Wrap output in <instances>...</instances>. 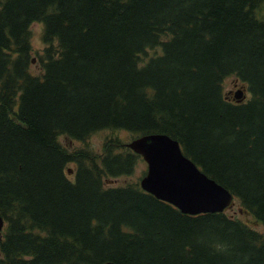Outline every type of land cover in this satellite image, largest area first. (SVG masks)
<instances>
[{
	"label": "trees",
	"instance_id": "1",
	"mask_svg": "<svg viewBox=\"0 0 264 264\" xmlns=\"http://www.w3.org/2000/svg\"><path fill=\"white\" fill-rule=\"evenodd\" d=\"M103 129L177 140L264 226V0H0V264H264L241 219L106 183L142 159L118 136L59 141Z\"/></svg>",
	"mask_w": 264,
	"mask_h": 264
},
{
	"label": "water",
	"instance_id": "2",
	"mask_svg": "<svg viewBox=\"0 0 264 264\" xmlns=\"http://www.w3.org/2000/svg\"><path fill=\"white\" fill-rule=\"evenodd\" d=\"M234 99L241 101L238 88ZM126 146L141 155L147 168L139 185L144 191L166 201L182 213L196 215L222 212L232 201V194L208 177L180 148L177 140L163 133H151L131 139ZM4 220L0 215V234ZM104 264H116L108 261Z\"/></svg>",
	"mask_w": 264,
	"mask_h": 264
},
{
	"label": "rangeland",
	"instance_id": "3",
	"mask_svg": "<svg viewBox=\"0 0 264 264\" xmlns=\"http://www.w3.org/2000/svg\"><path fill=\"white\" fill-rule=\"evenodd\" d=\"M31 29V63H30V69L33 73H39L41 70V65L39 62V53L41 52V49L43 47V43L41 41V34H42V23H31L30 25ZM154 53V50H149L148 55H152ZM147 57H144V59ZM245 87L240 81H237L234 77L228 76L223 81V93L226 95V93L230 92L233 93L237 88ZM247 95V92H245ZM230 99V98H229ZM110 136H118L123 142H129L133 137L130 133L124 130H110V129H103L99 130L95 133H93L89 138L86 139V141H78L75 139H70L64 135L59 136V141L63 146H65L67 149H74V148H81V147H88L92 149L93 151H100L101 143L104 138L110 137ZM75 168L74 163H68L66 166V172L69 174V178L73 179L74 176L72 175V172ZM146 170V163L142 159H140L132 174L130 175H122L117 178H112L106 181L109 185H123L129 182H134L138 180L143 172ZM226 213L228 215L237 217L247 223L252 228L262 232L264 234V226L257 222L252 215H250L248 212H245L240 208L239 203L236 201L232 203L227 209Z\"/></svg>",
	"mask_w": 264,
	"mask_h": 264
}]
</instances>
